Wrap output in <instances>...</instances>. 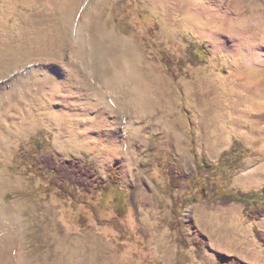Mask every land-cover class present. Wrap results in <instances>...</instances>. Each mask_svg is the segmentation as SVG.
Returning a JSON list of instances; mask_svg holds the SVG:
<instances>
[{"label":"rangeland","instance_id":"rangeland-1","mask_svg":"<svg viewBox=\"0 0 264 264\" xmlns=\"http://www.w3.org/2000/svg\"><path fill=\"white\" fill-rule=\"evenodd\" d=\"M187 1L0 0V264H264L254 233L264 235V216L188 197L225 158L228 191L264 188V126H253L264 89L233 80L238 66L199 35L230 1ZM122 61L133 63L152 110L145 122L155 125L130 150L126 132L106 131L132 95L135 76H121ZM165 124L178 131L163 132ZM44 152L89 161L104 183L114 178L125 203L103 199V187L56 191L36 174ZM142 186L158 211L135 199Z\"/></svg>","mask_w":264,"mask_h":264},{"label":"bare ground","instance_id":"bare-ground-1","mask_svg":"<svg viewBox=\"0 0 264 264\" xmlns=\"http://www.w3.org/2000/svg\"><path fill=\"white\" fill-rule=\"evenodd\" d=\"M229 1V9L224 11L218 9V11L213 13V15L211 14L212 16L207 22V29L205 31H200L199 35L201 39L208 41L213 53L222 52L228 60L238 66L236 71L234 70L231 72V78L233 80H240L243 86L246 87L248 80L251 79L257 85V89L260 87L264 89V7L257 6L254 0ZM82 22L83 21L80 23ZM190 23L193 28H198L200 24L199 19L195 16H191ZM216 25L217 27L214 28L213 26ZM132 64L133 63L131 61L129 63L128 61H126V63L122 61L119 65L121 76L128 77V75H131V79L135 76V79L132 80L133 89L132 91L130 90L132 95L130 94L131 96H129L128 99L122 103H117L119 111L121 110L123 113V117L120 120L118 119V121L112 122L110 129L106 130L108 136L116 138H119L121 132H126L128 136V144L125 145L128 146L126 150H130L133 147L132 142L136 139H141L142 141L143 135L146 132L152 131L154 128L153 126H155L153 122L147 123L150 121V119L148 120L146 118L149 114H151H148V110H151L149 109L150 105L146 97L142 95L136 85V72ZM92 75L94 76V72H89L87 74H85V72L82 73V76L87 80ZM100 80V82H103L102 79ZM93 81L96 82V79H93ZM101 85L103 86L105 84L101 83ZM101 85L99 84V86ZM253 95L256 98H263V94L259 92V90H256ZM261 106L264 109V101L261 103ZM145 119L148 121L145 122ZM123 123L124 126L122 127ZM253 126L257 128L264 126V113L254 120ZM162 127L163 132L165 133L172 134L175 130L178 131V129L174 130V127L172 128L167 124ZM118 143L119 145L117 146V150L120 154H123L122 145L124 143H121V139ZM127 164L129 167L131 166V164ZM144 196L147 197V202L153 210L158 211L160 209L161 205L158 200L151 195L148 196L142 186V188H139L136 191L134 197L136 200L140 201V198Z\"/></svg>","mask_w":264,"mask_h":264},{"label":"trees","instance_id":"trees-1","mask_svg":"<svg viewBox=\"0 0 264 264\" xmlns=\"http://www.w3.org/2000/svg\"><path fill=\"white\" fill-rule=\"evenodd\" d=\"M36 144H32L30 149H34ZM228 158L220 160L214 166H208L206 177L203 180H196L191 185L189 196L194 202H215L222 206L232 203L243 205V211L250 220H259L264 216V188L249 193L228 191L227 185L231 175L227 172ZM37 165L39 167L37 177L43 180V176L50 177V185L59 192H67L71 188H79L84 192L96 191L105 188L103 199L106 194L111 193L115 202L124 204V196H116L114 189L117 184L114 178L108 183H104L96 174L94 165L89 161L71 157L61 159L51 153L44 152L39 154ZM237 165H233L232 170ZM169 176V185L172 189L179 187V176L174 168L167 169ZM118 190V189H117ZM177 203H174L173 213L177 215ZM256 238L264 244V235L254 229ZM177 242L183 244L181 237L177 238ZM221 264H244L236 258H226Z\"/></svg>","mask_w":264,"mask_h":264}]
</instances>
